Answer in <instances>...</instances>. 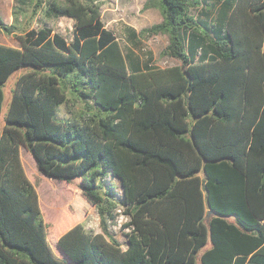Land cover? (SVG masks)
I'll return each mask as SVG.
<instances>
[{
  "label": "trees",
  "instance_id": "1",
  "mask_svg": "<svg viewBox=\"0 0 264 264\" xmlns=\"http://www.w3.org/2000/svg\"><path fill=\"white\" fill-rule=\"evenodd\" d=\"M97 1L35 3L73 19L70 42L42 26L0 43V112L28 66L0 119V264H264V0H156L162 20L138 34H167L165 67L124 54ZM67 92L79 117H58ZM21 145L43 175L79 179L56 239ZM92 207L101 232L78 220ZM118 207L124 248L107 230Z\"/></svg>",
  "mask_w": 264,
  "mask_h": 264
},
{
  "label": "rangeland",
  "instance_id": "2",
  "mask_svg": "<svg viewBox=\"0 0 264 264\" xmlns=\"http://www.w3.org/2000/svg\"><path fill=\"white\" fill-rule=\"evenodd\" d=\"M46 0H41L44 3ZM64 2V0H59ZM147 1H152L153 4L146 6ZM38 0H28V2L19 8L17 0H0V16L6 25H13V33H5L0 30V43L19 47L17 35L22 34L30 28H39L47 26L54 32L59 33L66 41L72 40L74 21L69 17L46 18L43 11L33 13V8ZM101 20L104 26L113 31L117 38L122 52L131 51L140 59L145 60L147 54H151V64L156 67H165L178 63L174 57L162 54V50L168 43V36L164 33L143 34L138 32L144 28L151 26L154 23L162 20L160 8L156 0H98ZM19 8V9H17ZM17 9V19L14 20L12 10ZM200 12L199 7H192L190 13L196 16ZM135 33L136 38L131 35ZM28 71V66H21L14 71L3 86L5 100L0 119L3 122V116L6 113L8 103L12 94L17 77ZM68 100L61 104L58 108V117L68 119L79 117L86 111L85 102L75 98L70 92H67ZM89 105L92 110L95 109L94 104L90 101ZM20 159L26 176L34 185L39 206L42 212L43 220L47 225L49 233L54 230V239L65 231L67 227L72 226L75 221L72 219L73 210L70 208L79 179H74L72 182H64L43 175L37 168L35 159L31 153L24 147L19 148ZM119 191V189H118ZM121 207L114 210V218L107 220V230L112 238L118 240L122 247H125L126 237L124 232L129 230L124 224L128 221V216L123 213ZM233 220L232 217H229ZM80 220L86 229L93 232H101L100 219L95 207L90 208ZM66 224V226L64 225ZM60 230H57L56 228ZM50 238L52 239L51 235ZM53 240V239H52ZM209 246V241L206 247ZM199 264V262H198Z\"/></svg>",
  "mask_w": 264,
  "mask_h": 264
},
{
  "label": "water",
  "instance_id": "3",
  "mask_svg": "<svg viewBox=\"0 0 264 264\" xmlns=\"http://www.w3.org/2000/svg\"><path fill=\"white\" fill-rule=\"evenodd\" d=\"M211 212H212V211H211V210H209V211H208V215H210V214H211Z\"/></svg>",
  "mask_w": 264,
  "mask_h": 264
},
{
  "label": "crops",
  "instance_id": "4",
  "mask_svg": "<svg viewBox=\"0 0 264 264\" xmlns=\"http://www.w3.org/2000/svg\"><path fill=\"white\" fill-rule=\"evenodd\" d=\"M10 46H12V45H10ZM14 47H16V46H14Z\"/></svg>",
  "mask_w": 264,
  "mask_h": 264
}]
</instances>
